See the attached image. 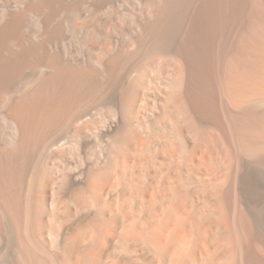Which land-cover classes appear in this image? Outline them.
I'll return each mask as SVG.
<instances>
[{"label":"bare ground","instance_id":"1","mask_svg":"<svg viewBox=\"0 0 264 264\" xmlns=\"http://www.w3.org/2000/svg\"><path fill=\"white\" fill-rule=\"evenodd\" d=\"M0 264H264V0H0Z\"/></svg>","mask_w":264,"mask_h":264}]
</instances>
